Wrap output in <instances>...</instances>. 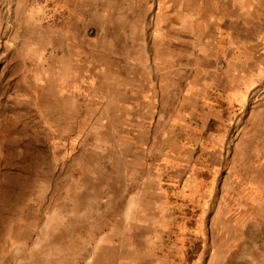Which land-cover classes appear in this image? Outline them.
Returning a JSON list of instances; mask_svg holds the SVG:
<instances>
[{"label":"rangeland","instance_id":"obj_1","mask_svg":"<svg viewBox=\"0 0 264 264\" xmlns=\"http://www.w3.org/2000/svg\"><path fill=\"white\" fill-rule=\"evenodd\" d=\"M68 1L0 0V264H205L221 250H231L227 262H235L243 239L215 237L211 213L234 141L264 109V78L236 81L244 109L221 93L208 96L220 114L212 129L224 142L202 140L194 131L179 108V90L160 96L159 110L167 117L153 126L155 139L170 131L190 149L179 154L185 142L151 143L161 159L156 174L167 166L177 178L185 172L182 181L164 177L159 183L165 222L151 239V222L129 221L151 215V207L132 206L151 199V188L138 189L139 163L122 172L118 159L132 148L119 141L122 127L107 125L113 105L104 95H88L80 77L86 63L66 58L68 52L94 53L104 33L99 27L112 23L128 34L139 24L156 66L168 56L195 60L210 18L220 70L227 55L264 60V0H70V11ZM81 1L84 14L74 11ZM112 29L109 34L116 33ZM90 99L103 101L105 111L89 109ZM210 167L217 171L213 190L205 191Z\"/></svg>","mask_w":264,"mask_h":264},{"label":"crops","instance_id":"obj_2","mask_svg":"<svg viewBox=\"0 0 264 264\" xmlns=\"http://www.w3.org/2000/svg\"><path fill=\"white\" fill-rule=\"evenodd\" d=\"M68 3L67 9L70 11V0ZM82 4L83 1L80 5H76L74 10L76 13L87 12ZM205 20L207 21L204 23L201 35V54L195 60L193 58L189 60L184 54L174 56V58L168 56L167 61L159 62V65L156 66V60L151 58V40L143 39L144 33L141 32L139 24L132 25L131 34H128L129 30L125 29L123 25L112 23H105L99 27V31L104 33L100 37V44L96 45L94 53L72 54L68 52L66 58L68 62L86 63L83 68L84 72L80 76L83 88L88 95H104V101L113 105L109 111L115 112V114H111L107 118V125L115 124L122 127L123 136L119 141L124 144L125 148H132V152L122 153L118 159L123 169L122 172L124 175L131 173L132 162L139 163L140 169L136 174L143 177L139 183L141 187L139 186L138 189H144L145 186L147 189L151 188V199L132 204L137 207L141 205L151 207V215L132 216L129 221L151 222V239L156 237L157 224L165 222L166 202L159 183L164 177L178 181H182L183 176L185 177V172H183L177 178V173L169 166L165 167L164 173L158 174L157 172L156 174L155 165L161 159L155 157L156 151L151 150L155 145H151V143L153 144L155 141L185 142L184 139L179 140L177 136L172 138L173 134L170 131L165 134L167 138L155 139L152 131L153 126H157L160 119L164 120L167 117L165 109L159 110L160 96L171 94L170 92L168 94V90L175 89L174 94H177V90H179V108L184 110L186 117L192 121L189 125L193 127L194 131L200 134L202 140L224 142L226 137L222 135L223 138L220 139L221 136L214 133V129H212L215 121L219 125L220 120L215 117H219L220 114L208 105L209 94L220 95L221 93L229 103L237 104L239 108L244 109L247 106L245 104L246 97L236 87V81L256 78V75H258L257 78H264L262 56L259 60L256 57L253 60L251 56L247 55L237 61L241 58L227 55L223 59L226 65L220 70V58L215 54L217 40L213 39L210 34V18ZM112 28H116L115 34L108 33V30L113 31ZM69 33V38L71 36L76 39L75 30L69 29ZM110 40L113 41V44H109ZM189 61L194 65H188ZM257 62L258 66H256ZM176 63L179 65L172 67ZM189 68L193 70L188 72ZM162 79L165 81L160 83L159 80ZM169 86L170 88H168ZM97 103V100L90 99L89 109L98 110L96 105H99L101 106L100 111L103 113L106 109L103 106V101ZM166 105L164 103V107ZM159 111L162 112L159 113ZM253 116L256 115L253 113ZM257 117L247 122L246 125L250 126V129L246 128L232 145L227 159L226 174L223 177V182L218 186V198L215 202V209L211 213L212 230L217 233L215 237L227 235L230 239L232 237L242 238L243 252L237 253L235 262H227L231 250L226 254H223L224 251L221 250L223 252L218 251L217 254L211 255L205 264H264V109L260 110ZM103 119L100 118V120ZM228 142L230 143V140ZM187 143L185 142V145L181 146L179 154L189 152L190 146ZM197 148V146L194 147V150L192 148L193 155ZM181 168L184 169L183 166ZM196 171L194 176L197 181L201 182L202 180L197 178L200 171ZM214 171H217L214 167L208 168L211 184L206 189L204 188L205 191L213 190ZM153 174L157 175V178H152ZM207 201H209L208 198L203 200L202 204ZM157 209L159 215L155 213ZM200 212L201 218L205 217V211L201 210ZM218 220H222L224 224L221 228L218 225Z\"/></svg>","mask_w":264,"mask_h":264},{"label":"trees","instance_id":"obj_3","mask_svg":"<svg viewBox=\"0 0 264 264\" xmlns=\"http://www.w3.org/2000/svg\"><path fill=\"white\" fill-rule=\"evenodd\" d=\"M209 96H210V94H209ZM198 177H199V176H198ZM209 177H210V176H209ZM209 177H208V178H209ZM208 180L210 181V180H211V177H210L209 179H207V181H208Z\"/></svg>","mask_w":264,"mask_h":264},{"label":"bare ground","instance_id":"obj_4","mask_svg":"<svg viewBox=\"0 0 264 264\" xmlns=\"http://www.w3.org/2000/svg\"><path fill=\"white\" fill-rule=\"evenodd\" d=\"M57 63V62H56ZM61 63V62H60ZM64 70V69H63ZM64 71H66V70H64ZM63 72V71H62ZM62 75V74H61ZM67 94H69V93H67Z\"/></svg>","mask_w":264,"mask_h":264}]
</instances>
